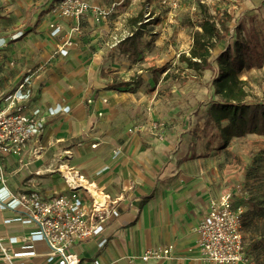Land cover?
I'll return each mask as SVG.
<instances>
[{"label": "rangeland", "instance_id": "1", "mask_svg": "<svg viewBox=\"0 0 264 264\" xmlns=\"http://www.w3.org/2000/svg\"><path fill=\"white\" fill-rule=\"evenodd\" d=\"M26 1L29 0L16 2L26 4ZM55 1L43 2L32 12V17L24 11L18 14L17 17L24 14L25 20L29 18L31 24L19 30L22 37L9 42L6 39L5 46L0 49V83L8 78L5 81L11 84L7 90L12 89V92L23 75H28L32 77L31 106L42 107L43 102L49 106L65 101L82 107L83 115L76 117L71 125L65 117L52 120L46 117L47 129L55 134L54 138L69 134L71 165L78 169L87 168L96 150L103 148L109 163H104L105 167L100 170H106L121 157L123 139L137 136L140 152L148 154L152 165L161 166L167 159L168 162L175 161L173 169H168L169 163L163 164L160 173L149 181L155 190L157 186L172 187L171 184L177 183L179 178L186 179L189 185H200L199 188L207 191L210 197L230 193L243 206L247 218L250 215L257 221L263 216L264 205L257 204H264V135L234 138L225 149L216 150L215 144L209 140V131H204L206 112L217 101L211 86L214 73L209 70L195 73L179 62L181 55H188L193 33L199 29V0H180L179 9L172 13L158 0H86L92 6L109 9L111 13L98 23L89 15L82 19L81 22H90L85 26L89 39L96 38L97 41L87 47L78 48L76 44L75 48L73 45L69 49L75 48L70 57L56 53L53 40L60 42L59 36H51V30L45 26L40 28ZM35 2L32 0L27 5ZM10 3L14 4L13 1ZM237 3L238 0L231 1L228 12L224 6L208 8L213 17L222 12L232 17L225 38L231 52L237 23L248 28L254 21L255 25L264 27V10L255 11L250 4L240 10ZM2 9L0 29H4L3 23L10 20L6 18L9 14L6 16ZM139 15L141 22L133 25L131 20ZM58 20L72 24L70 19ZM72 26L68 24L69 29L63 36L69 35ZM130 33L138 35L134 43L137 53L122 54L120 46L112 47L116 40L132 37L128 36ZM82 34L83 30L72 36L77 41ZM225 49L226 44L219 42L212 54L215 56ZM161 67L166 68L169 78L164 79L165 73L153 75L150 72ZM239 77L245 83L246 101L264 100V67L244 71ZM125 82L130 83L128 88L120 86ZM109 85L115 88L106 91ZM96 104L101 106L95 108ZM40 113L45 114L42 110ZM160 123L164 128L156 129ZM130 128L137 129V133L131 135ZM116 136L119 140H115ZM174 147L178 151L171 154ZM63 151L53 155L54 151L50 150L45 154V162L39 165L46 172L29 177L30 191L40 194L62 191L64 185L59 166L64 164V158L60 159ZM32 169L35 170V166H31ZM133 203L136 220L141 211L140 201ZM259 243L264 245V239Z\"/></svg>", "mask_w": 264, "mask_h": 264}, {"label": "built area", "instance_id": "2", "mask_svg": "<svg viewBox=\"0 0 264 264\" xmlns=\"http://www.w3.org/2000/svg\"><path fill=\"white\" fill-rule=\"evenodd\" d=\"M224 1L226 0H199V3L209 6ZM158 3L171 13L180 7V0H158ZM49 10L55 19H70L73 22L69 35L64 36L57 45L56 53L61 57L68 56L75 40L72 35L81 33V21L84 17L89 15L98 23L111 13L109 9L92 6L86 0H57ZM49 28L53 37L61 33V28L53 23ZM19 36L20 34L13 35L11 39ZM124 38L116 40L112 47H116ZM3 46L4 40L0 39V47ZM31 84L32 77L25 75L14 91L0 98L1 184L5 183L2 160L13 157L17 160L19 170L26 168L31 162L30 158L36 160L42 150L40 139L45 133L46 117L70 111L68 106H56L41 115L40 110L30 104ZM155 128L163 129L164 124L160 123ZM128 132L133 134L137 129H129ZM64 156H69V151H63L60 159ZM59 167L61 177L69 187L66 193L46 197L36 191L11 192L6 187L0 188V213H12L11 217L3 220V224H17L26 228L21 236L0 237V260L6 264H25L23 259L37 255L33 250L36 243H42L47 248L42 255L45 264H85L72 249L100 238L108 222L118 218L117 201L97 192L101 195L97 202L92 194L95 191L92 185H87L80 176H67L68 170L64 165ZM40 172L38 170L33 175L39 176ZM243 222V206L236 202L233 195L226 193L210 199L206 214L195 228L199 259L206 264L244 263ZM106 242L102 238L98 247H104ZM9 246H18V250L11 251ZM191 252V249L180 251L175 245L166 244L145 249L137 257H131L129 263L183 264L186 255Z\"/></svg>", "mask_w": 264, "mask_h": 264}, {"label": "crops", "instance_id": "3", "mask_svg": "<svg viewBox=\"0 0 264 264\" xmlns=\"http://www.w3.org/2000/svg\"><path fill=\"white\" fill-rule=\"evenodd\" d=\"M11 1H13L14 4H11ZM16 1L19 0H0V8H3L2 10L5 11L6 16L9 14L6 18L12 20V22H10V20L4 22L2 25L4 29H0L2 31V33H0V39H3L4 42H6V39L9 42V40H11L10 37L13 35L21 34L22 32L19 30L31 24L29 18L25 20L24 14L17 17L21 11L27 12L29 16L32 17V12L36 7L47 0H35L36 2L33 5H27L31 4L32 0L26 1V4ZM231 1L234 0H226L223 3L209 5L207 8L210 6H224L227 11L231 9ZM247 4H250L255 11L264 10V0H238L236 6L241 10V8L245 7ZM236 6L234 8H236ZM52 23L61 28V33L58 35L60 37V42L64 38L63 35L65 32L69 29L68 24L73 25V22L71 24L66 20L55 19L49 12L46 14L40 28L45 26L48 29L49 25ZM86 24H90V22L87 20L83 21L81 24V31L83 30V34L80 35V37H83L79 38L77 41L74 40L75 48L76 44L78 45L77 47L80 48L91 46L93 42L97 41L96 38H92V40L89 39V35L86 33ZM48 30H50V28ZM22 36L23 34L20 35V37ZM17 39L19 38H16V40ZM52 39L54 38L52 37ZM53 41L54 44H56V46L54 45L55 49L60 42L56 41L55 43V39ZM1 48L2 47H0V49ZM73 50L69 51L68 57H70ZM7 79L8 78L4 79V81L0 83V98L2 95L12 90H7L9 88L8 86L11 84V82L5 81ZM44 104L47 103H41L42 107L36 104V107L45 112V114L49 108H54L56 106H68L70 108L69 113H61L54 117H47L49 120L57 117H65L69 120V124L71 125L74 124L76 117L83 115L81 111L82 107L73 104V102L60 101L48 104L49 106ZM100 106V104H96L95 108ZM45 127V133L40 139L42 150L36 160L30 158L31 162L26 168L19 170L17 160L13 157H5L2 160L5 183H0V188L6 187V189L11 192L28 191L30 190L28 188L29 177L35 176L33 173L38 170H40L42 174L46 172L42 170L43 167L39 164L45 162V154L48 151L53 150V155L61 154L63 149L64 151H69V154L71 153L69 148H71L72 142L68 139L69 134L65 135L66 137L54 138L53 136L55 134L53 133L52 135L47 129V119ZM136 133L131 135H135ZM118 138L119 136H116L115 140H119ZM123 140L125 143L122 147L121 157L114 163H111V165L109 164L106 170H100L105 167L104 163H109V159L106 158L107 152L103 148H98L96 150L93 155L94 157L89 159V165L85 169H78L72 166L71 161L73 157L64 156V164L62 165L68 170L67 176H80L82 181L87 185H92L96 192L108 195L110 200L117 201L119 210L118 218L111 219L108 222L100 238L98 237L79 244L75 246L72 251L83 260L85 264H132L129 263V258L137 257L145 249L173 244L180 251L192 250L191 253L186 255L187 258L183 264H206L199 259V254L196 250L197 235L195 233V228L206 214L209 200L218 196L210 197L207 191H202L201 188H199L200 185H189L190 183L188 180L181 178H179L177 183L173 182L171 184L172 187H168L167 185L160 188L157 186L155 190L149 181L160 173L164 167L163 164L169 163L168 169H173L175 167V161L171 160L168 162L167 159L161 166H157V163L152 165L151 159L148 158V154L145 151L140 152L141 146L137 136H132L128 140ZM63 143L64 146L61 145ZM55 144H58V146L55 147ZM134 147L138 149L135 150ZM177 151L178 148L174 147L171 154H175ZM190 151V156H192L193 151ZM31 166H35V170H31ZM62 181L64 186L59 193H66L69 187L64 179ZM52 194L53 193L49 192L41 195L47 197ZM134 201H140L139 207H141L139 217L136 220L134 219L136 217L134 216V210L136 208L133 207ZM130 205L132 208L129 207ZM257 205L263 206L264 204L258 203ZM11 216L12 213L10 212L0 213V237L8 238L9 236H21L26 231V228L17 224L4 225L3 220ZM261 225H264V215L259 217L257 221L250 215L249 218H247L246 215L244 216L243 243L245 248V262L238 264H264V245L259 243V240L264 239V228H260ZM102 238H105L107 242L104 247L100 248L98 247V242ZM9 248L11 251L18 250V246H9ZM33 250L37 255L35 257L23 259L25 264H45L42 255L47 251L46 246L42 243H36ZM0 264L6 263L0 260ZM151 264L165 263L153 262Z\"/></svg>", "mask_w": 264, "mask_h": 264}, {"label": "trees", "instance_id": "4", "mask_svg": "<svg viewBox=\"0 0 264 264\" xmlns=\"http://www.w3.org/2000/svg\"><path fill=\"white\" fill-rule=\"evenodd\" d=\"M197 8L199 29L193 33L188 55H181L179 62L185 69L195 73L207 70L214 73L211 86L217 101H214L206 112L204 131H209V140L212 141L211 144H215V149L222 150L234 138L264 135V100L254 103L246 101L248 94L245 83L239 77L244 71L259 70L264 65V27L255 25L254 21H251L248 28L240 22L237 23L231 52L225 38L229 31L227 24L232 17L224 12L213 17L207 6L200 3ZM139 22L140 15L131 20L133 25ZM137 37V34H133L118 44L122 48V54L137 53L134 44ZM219 42H224L226 49L214 56L212 52ZM125 46L127 47L124 48ZM150 72L153 75L163 74L166 68H154ZM169 77L170 74L165 73L164 79ZM120 86L128 88L130 83L125 82ZM114 88V85H109L106 90ZM212 130L213 132H210ZM260 228L263 229L264 225Z\"/></svg>", "mask_w": 264, "mask_h": 264}, {"label": "bare ground", "instance_id": "5", "mask_svg": "<svg viewBox=\"0 0 264 264\" xmlns=\"http://www.w3.org/2000/svg\"><path fill=\"white\" fill-rule=\"evenodd\" d=\"M92 194H93L94 198L96 199V201L98 202V199H100V198H101V195H100V194H98V193H97V192H95V191H92Z\"/></svg>", "mask_w": 264, "mask_h": 264}]
</instances>
